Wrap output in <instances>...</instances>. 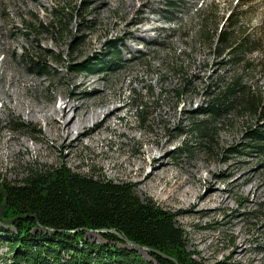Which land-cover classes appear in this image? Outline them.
I'll list each match as a JSON object with an SVG mask.
<instances>
[{"label": "rangeland", "instance_id": "374dc122", "mask_svg": "<svg viewBox=\"0 0 264 264\" xmlns=\"http://www.w3.org/2000/svg\"><path fill=\"white\" fill-rule=\"evenodd\" d=\"M60 4L79 8L78 15L65 19L62 34L45 29L31 34L20 26L25 20L48 21ZM228 14L253 39L241 61L230 62L227 51L218 55L201 34L213 33ZM0 27L5 71L14 67L33 81L27 91L20 85L10 89L18 90L24 104H67L68 118L78 103L87 110L119 108L98 134L77 141L73 133L72 144L56 146L52 121L40 114L28 117L14 101L5 107L0 94V182L65 166L128 187L142 202H151L179 229L191 264H264V149L254 147L247 135L256 118L228 113L215 120L210 143L200 144L192 131L193 119H209L199 108L234 75L264 96V0H173L172 5L167 0H0ZM110 39L120 41L121 60L92 71L69 67L108 54ZM25 52L40 53L41 64L25 62ZM83 79L95 83L78 86ZM88 129L93 131L92 124ZM19 140H25L28 153L12 149ZM140 151L145 153L142 174L135 167L143 165ZM152 172L143 184L137 182ZM0 191L4 202L1 186ZM16 217H1L0 224L10 226ZM99 232L88 230L85 237L100 241ZM5 240L0 264H10ZM236 244L238 254L232 252ZM120 245L135 249L144 263L159 264L149 253L154 251L126 241Z\"/></svg>", "mask_w": 264, "mask_h": 264}, {"label": "trees", "instance_id": "16d2710c", "mask_svg": "<svg viewBox=\"0 0 264 264\" xmlns=\"http://www.w3.org/2000/svg\"><path fill=\"white\" fill-rule=\"evenodd\" d=\"M172 1L167 0V5H172ZM78 11L75 5L60 4L52 8L48 21L25 20L20 26L31 34L45 29L60 35L67 29L65 19L78 15ZM232 17L233 14L223 17L213 33L201 31L202 35L206 33L218 55L228 52L230 62L243 60L241 54L253 47L251 35L239 31L237 19ZM119 44V40L110 39L108 54L101 52L96 58L69 67L77 71L109 67L122 59ZM22 57L29 64H41L38 52H25ZM199 111L209 117L192 120V131L198 135L200 144L211 142L215 120L224 119L228 113H237L256 118V127H249L247 135L254 141V147L264 149V120L260 122L264 118V96L245 85L241 76L234 75L218 86ZM0 186L7 199L2 218L18 216L9 224L12 228L0 224V243L6 236L10 264H132L133 261L150 264L144 263L135 249L120 245L125 244V240L116 231L139 245L166 254L149 252L159 264H175L172 258L178 264H191L184 254L179 229L161 216L151 202H142L128 187L79 175L65 166L31 170L20 181L0 182ZM4 196L0 191V205ZM38 224L53 230L47 233L36 227ZM102 228L115 231H100V241L85 237L88 230ZM131 256L135 260L128 259Z\"/></svg>", "mask_w": 264, "mask_h": 264}, {"label": "bare ground", "instance_id": "6f19581e", "mask_svg": "<svg viewBox=\"0 0 264 264\" xmlns=\"http://www.w3.org/2000/svg\"><path fill=\"white\" fill-rule=\"evenodd\" d=\"M128 1H131V0H128ZM3 46L8 48L7 43H4ZM5 64H6L5 60L0 61V92H1L0 94H3V98H5L4 99L5 100L4 105L6 104L5 107H9L11 105V102L14 101L16 102L15 103L16 107L17 108L20 107V109L21 108L24 109L28 117L29 116L35 117V116H38V114H40V117L44 119H49L50 121H52L53 124H55L54 129H56V134L53 138L55 140L56 146H63L68 143L72 144L71 142H69V138L73 133H76L77 141H80V138L83 135L90 137V135H92L93 133L96 134L99 131V127H101L106 122L109 123V121L113 118V116L119 113V108L110 109L109 107L105 105L104 106L101 105V107L99 106L91 110H87L88 108L81 109L80 103H78L75 106L73 105V107H71L72 109L76 108L74 111V116H72L71 118H68L67 113L70 111L69 110L70 105L68 106L67 104L66 105L60 104L58 107L55 104H52L49 107L46 106L47 108H45V106H42V105L37 106V105L24 104L21 98V94L18 95L19 94L18 90L15 94H13L10 91V89L13 86L17 87L16 89H19L18 86L20 85L24 91H27L29 87L31 88L33 86V83H32L33 81L30 82L31 80L27 79L20 72L13 69L14 67L10 68L11 73L6 72L5 70L7 67H5L6 66ZM27 83H29L28 87H27ZM94 83H95L94 81H90L88 79V80H84L83 82H81L78 86L89 85V84L93 85ZM23 105H26L25 108ZM89 124H92L93 131L91 133L89 132L90 129H88ZM24 141L19 140L18 142H16L15 147H13L12 149L15 150V152L18 154H21L22 152L28 153L29 149L26 146ZM144 155L145 153L143 151H140L141 161L143 165L135 166V167H138L136 169H137V172L139 171L138 173L140 174H142L143 169L145 168ZM153 175H154L153 172L149 173L144 177V179L140 180V182L139 181L137 182L143 184L145 180L148 179V177H151ZM238 250H239L238 244H236L234 248L232 249V252L238 254L237 252ZM230 256L232 255L230 254ZM235 263L236 261H230V264H235Z\"/></svg>", "mask_w": 264, "mask_h": 264}, {"label": "water", "instance_id": "95a60500", "mask_svg": "<svg viewBox=\"0 0 264 264\" xmlns=\"http://www.w3.org/2000/svg\"><path fill=\"white\" fill-rule=\"evenodd\" d=\"M5 204H6V200L1 204V206H0V218L2 217L1 216V209L5 206ZM4 221H11V219H5ZM100 231H106V230H111V231H115V229L114 228H102V229H99ZM117 232V234L120 236V237H122V238H124V240L126 241V242H129V243H132V244H134V245H137V246H139V247H141V248H144V249H146V250H148V251H154V252H156V253H158V254H161V255H165L163 252H160L159 250H157V249H154V248H151V247H149V246H146V245H139V244H137V243H134V242H132V241H130L127 237H123V235L120 233V232H118V231H116ZM172 260H175L174 258H172ZM177 264V263H176Z\"/></svg>", "mask_w": 264, "mask_h": 264}]
</instances>
